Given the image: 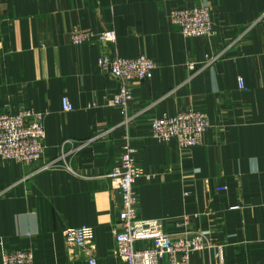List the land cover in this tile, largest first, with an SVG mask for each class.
I'll list each match as a JSON object with an SVG mask.
<instances>
[{"label":"crops","instance_id":"0c3cea01","mask_svg":"<svg viewBox=\"0 0 264 264\" xmlns=\"http://www.w3.org/2000/svg\"><path fill=\"white\" fill-rule=\"evenodd\" d=\"M208 3L215 34L187 37L171 21L185 0H0V113L42 112L46 130L43 159L0 158V264L7 249L31 250L34 264H123L113 232L121 192L108 174L126 133L139 217L196 216L211 246L191 264H264V0ZM107 29L115 42L71 39ZM102 54L157 63L134 82L127 123L110 103L119 81ZM189 108L210 121L201 144L152 135V119ZM58 158L63 166L42 169ZM82 226L94 230L91 249L64 235Z\"/></svg>","mask_w":264,"mask_h":264},{"label":"built area","instance_id":"2783aa9c","mask_svg":"<svg viewBox=\"0 0 264 264\" xmlns=\"http://www.w3.org/2000/svg\"><path fill=\"white\" fill-rule=\"evenodd\" d=\"M185 1L190 4L175 8L171 12V21L180 28L182 34L187 37L214 35L209 0ZM116 38L113 29L98 34L92 31H76L71 36L76 44L96 40L113 43ZM215 59L208 58L203 66L211 65ZM196 63L190 61L188 64L194 69ZM98 64L119 81V90L110 103L122 109L124 122L127 123L129 121L127 111L133 99L134 82L152 78L157 63L144 54L136 57L102 54L98 58ZM63 105L65 111L72 110V104L67 98H64ZM44 117V113L31 109L0 113V158L22 163L43 159L46 139ZM210 125L204 111L189 108L175 115L152 119L151 130L152 135L158 140L162 142L177 140L180 148L189 149L203 142ZM101 135L103 134L98 137ZM67 143L70 142L68 140L64 142ZM59 166L63 165L58 158L46 162L42 169ZM108 176L121 192V210L113 232L116 253L123 264H191L192 253L211 246L210 237L203 230L194 227L196 216L183 215L173 220L139 217V197L136 191L139 172L135 148L128 133L124 135L121 156ZM64 235L68 241L85 250L92 248L94 239L92 227L68 228ZM89 262L96 264L94 258ZM1 264H34V254L26 249H7L2 254Z\"/></svg>","mask_w":264,"mask_h":264}]
</instances>
